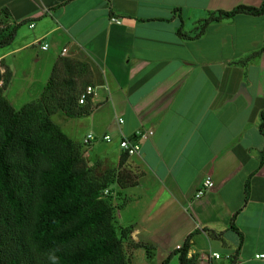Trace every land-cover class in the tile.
I'll list each match as a JSON object with an SVG mask.
<instances>
[{
	"label": "crops",
	"instance_id": "obj_1",
	"mask_svg": "<svg viewBox=\"0 0 264 264\" xmlns=\"http://www.w3.org/2000/svg\"><path fill=\"white\" fill-rule=\"evenodd\" d=\"M263 3L0 0L6 24L20 25L14 41L21 27L29 33L0 61L36 47L37 61L48 54L51 72L64 59L85 66L94 89L92 112L83 118L88 133L112 137L90 147L85 160L102 168L123 160L134 178L133 186H113L128 243L170 259L188 240V251L220 254L212 264H264L255 258L264 256V53L243 63L264 45V16L239 14L194 37L211 13ZM241 85L248 103L236 97ZM139 130L153 134L127 157L119 141ZM206 180L214 187L196 198ZM233 216L238 233L230 229Z\"/></svg>",
	"mask_w": 264,
	"mask_h": 264
},
{
	"label": "trees",
	"instance_id": "obj_2",
	"mask_svg": "<svg viewBox=\"0 0 264 264\" xmlns=\"http://www.w3.org/2000/svg\"><path fill=\"white\" fill-rule=\"evenodd\" d=\"M239 14L264 16V3L211 13L194 37ZM6 23L0 13V49L12 44L20 26ZM262 53L264 45L243 63ZM89 85L85 66L64 59L53 67L40 98L19 109L4 97L6 87L0 89V264H130V250L142 247L128 243L130 229L118 225L116 197L103 196L114 185H135L121 168L123 160L114 173L93 178L79 147L51 119L55 109L71 119L89 116L93 96L78 102ZM263 163L264 154L259 167ZM234 218L230 229L238 233ZM188 248L186 240L177 251L180 264L188 263Z\"/></svg>",
	"mask_w": 264,
	"mask_h": 264
},
{
	"label": "rangeland",
	"instance_id": "obj_3",
	"mask_svg": "<svg viewBox=\"0 0 264 264\" xmlns=\"http://www.w3.org/2000/svg\"><path fill=\"white\" fill-rule=\"evenodd\" d=\"M3 27V25H0V30ZM19 30L20 32L17 35L16 40L12 43V46L9 45L11 49L19 48L23 42L22 37L29 35L27 28L25 27H21ZM10 48L8 46L1 48L0 56ZM36 54V47H34L32 50L17 51L4 61H0V89L6 87L3 92L4 97L15 109L21 108L28 102L38 100L40 98L39 96H41L39 91L48 83L47 80H49L48 77L51 72V64L48 59H44L48 56V54H46L43 60L40 61H37ZM10 69L13 70L14 73L13 79ZM11 79L12 83L10 84ZM60 79L63 78L60 77ZM32 82L35 84H32ZM51 119L59 126L61 131L68 136L77 147H79L80 156L82 157L86 167L90 169V173L93 178L101 179L104 175L114 173L117 170V164L109 163L110 165L106 168H102V163L100 164L95 160L91 162L92 166H88L86 163L85 157L90 151V147L100 142L98 141L94 144H86L85 138L89 134L95 135L99 138L104 136H99L95 133H88L89 126L87 125L86 120L83 118H68L58 109H55ZM80 140L81 142H79ZM108 153L110 154V157H116V152L114 150L111 151L109 149ZM128 257L130 258V264H163V262L167 259L161 252L146 246L136 248L128 254ZM167 264H180L179 254L175 253L170 259H168Z\"/></svg>",
	"mask_w": 264,
	"mask_h": 264
},
{
	"label": "built area",
	"instance_id": "obj_4",
	"mask_svg": "<svg viewBox=\"0 0 264 264\" xmlns=\"http://www.w3.org/2000/svg\"><path fill=\"white\" fill-rule=\"evenodd\" d=\"M115 22H118L114 19ZM31 28L33 25L30 26ZM48 46L45 44L41 46L42 50H47ZM94 95V89L90 86L86 88V90L80 95L79 97V104L83 105L86 101V98L88 96H93ZM119 125L123 123V120H119ZM153 132L152 131H136L134 135L131 138L127 137H121L119 141V147L122 150V152L127 156V157H133L135 155L139 154L140 151V141L148 139L150 136H152ZM86 144H94L99 142H104V143H111L112 142V137L110 135H104L102 138H99L95 135L89 134L85 138ZM214 187V184L211 180H206L202 187L196 192V198H200L204 195L206 191L209 189H212ZM111 195L113 198H115V194L113 192H110L109 189L103 191V196H108ZM118 212V210H117ZM117 221H118V216H117ZM183 248V246L179 245L176 247V251H180ZM186 256L188 257L187 259L190 261H193L192 264H212L213 261L219 260L220 259V254L212 252L211 250L207 251H187ZM256 259H263V255H258L255 256Z\"/></svg>",
	"mask_w": 264,
	"mask_h": 264
},
{
	"label": "water",
	"instance_id": "obj_5",
	"mask_svg": "<svg viewBox=\"0 0 264 264\" xmlns=\"http://www.w3.org/2000/svg\"><path fill=\"white\" fill-rule=\"evenodd\" d=\"M237 96H242L247 101V103L250 101V97L248 96L247 91L243 85H241L240 89L238 90L236 97Z\"/></svg>",
	"mask_w": 264,
	"mask_h": 264
}]
</instances>
